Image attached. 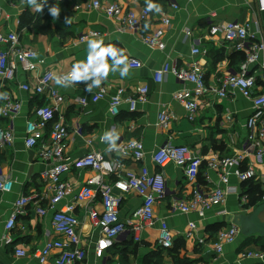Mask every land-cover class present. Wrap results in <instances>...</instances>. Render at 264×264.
Masks as SVG:
<instances>
[{
	"label": "crops",
	"instance_id": "0c3cea01",
	"mask_svg": "<svg viewBox=\"0 0 264 264\" xmlns=\"http://www.w3.org/2000/svg\"><path fill=\"white\" fill-rule=\"evenodd\" d=\"M106 1L117 3L126 11L138 15L146 8L145 0ZM88 2L51 0L43 12L37 13L30 10L23 0H0V7L4 8L7 18L0 26V31L17 32L21 44L37 50L44 61L38 72L27 74L19 70L13 83L0 81V93L11 95L22 103V112L11 124L0 117V129L7 131L11 125L14 136L12 145L0 149V177L13 183L11 192L0 194V264H40L35 258L36 253L45 247L47 241L61 239L53 228L54 213L74 203L79 190L94 175L90 170H73L65 175L64 181L72 187L73 192L55 209L51 208V193L42 179L49 165L41 159L38 149H26L24 144L27 122L34 119L36 108L45 105L49 99L47 95L26 93L19 88L24 83L35 85L36 79L45 70L62 74L69 72L73 64L86 62L87 43L80 41L84 35L98 33L106 45L111 43L124 49L127 56L138 59L143 66L130 68L128 76L124 78L118 72L110 73L100 87L93 88L92 93L85 90L84 83L69 88L55 85L66 98L56 118L62 117L70 131L66 151L69 161L77 160L92 151H101L107 158H112L110 145L102 142L101 136L115 129L119 137L116 145L135 139L142 141L145 146L144 162L126 161V170L140 173L142 165H145L151 171H159L152 160L159 148L167 145L188 146L204 159L198 185L203 191H209L220 185V176L208 169V160L243 152L247 137L246 124L253 110L250 101L238 93L230 94L227 98L208 94L202 98L197 118L191 121L185 108L175 101L174 95L183 90H193V85L181 82L173 75L157 84L153 74L165 62L177 68H185L195 59L204 70L209 86L217 84L229 74H236L245 53L234 51L221 37H211L209 30L212 25L219 23H251L264 39V10H261L264 5L261 0H153L162 6L163 12H149L137 34L120 32L118 19L109 17L101 10H88ZM53 5H58L61 10L59 18L55 20L48 11ZM78 5H82L83 9L77 10ZM164 16L171 19L163 39L166 48H149L143 43L142 37L159 29ZM66 18H71L70 23H66ZM194 48L200 49L197 57L192 54ZM108 63L111 64V60ZM143 86L149 87L147 103L139 104L134 113L124 103L119 116H112L111 98L119 88L125 89L123 97L128 98L135 95L138 87ZM102 88H105L107 94L104 98H98ZM81 100H86V104H82ZM163 108L169 109L176 116L168 131L158 125ZM251 166L264 174V159L257 161L253 155L247 156L242 169ZM160 171L166 176L167 195L156 204V224L143 232L140 243H135L132 235L126 233L118 237L102 257H98L96 246L100 231L91 221L89 213L91 209L102 211L101 200L97 199L90 208L84 203L77 204L75 214L80 220L81 245L87 252L84 264H261L259 260L243 258V254L249 251L264 252V238L258 235L246 238L240 232L234 243L224 247L221 256L215 254L213 243L217 233L229 227L236 215H249L264 202V177L258 181L240 183L232 176L230 186L236 189L229 194L225 205L213 208L205 219H200L196 214H181L172 209L176 199H187L192 192L185 168L170 163ZM107 180L113 182L115 194L122 196L121 218L128 219L141 205L142 198L123 179L111 177ZM35 193L42 199L40 204L31 203L26 207L25 214L18 218L16 228L11 233L13 243L5 244V225L14 203L21 196ZM244 197H247V201ZM38 206L47 211L44 216L37 212ZM191 222L197 224L198 233L193 239H187L183 234ZM163 227L170 229L174 235V248L171 250H165L159 244ZM198 238H205L206 244L200 245ZM16 249L26 250L27 256L17 257ZM47 264H54V258L51 257Z\"/></svg>",
	"mask_w": 264,
	"mask_h": 264
},
{
	"label": "built area",
	"instance_id": "2783aa9c",
	"mask_svg": "<svg viewBox=\"0 0 264 264\" xmlns=\"http://www.w3.org/2000/svg\"><path fill=\"white\" fill-rule=\"evenodd\" d=\"M49 1L51 0H47ZM86 6L88 10H101L109 17L118 19L121 24L120 32L139 33L143 22L149 16V12L145 10L138 15L133 11H126L117 3L106 0H89ZM172 7L177 6L172 5ZM76 9L80 11L83 6L78 5ZM5 19H7L5 10L0 7V26ZM161 24L162 26L153 34L142 37L143 43L149 48L158 50L166 48L163 39L166 28L171 25V19L164 16ZM209 33L211 37H221L234 51L245 53V58L240 63L236 74H229L221 78L217 84L209 86L206 83L205 72L197 59L185 68H177L170 62H165L153 74L157 84L163 83L169 75H173L179 81L193 85V90H183L174 95L175 101L185 108L187 117L191 121L197 118L202 98L208 94L227 98L230 94L238 93L252 103L253 110L246 124L247 137L243 152L208 160V169L220 176V185L216 188L203 191L199 187L198 177L202 171L204 159L197 156L188 146L167 145L159 148L152 156L155 166L160 170L170 163L185 168V175L192 186V192L187 199H176L172 209L181 214H196L200 219H205L213 208L225 205L229 194L236 189L230 186L232 176L240 183L258 181L264 177V174L258 172L255 166L246 170L242 169V163L247 156L253 155L257 161L264 159V39L254 30L251 23H219L212 25ZM92 34L84 35L80 41L86 42L84 37L91 38ZM95 34L99 36L98 33ZM187 34L190 35V32ZM192 54L195 57L199 56L200 49L194 48ZM128 58L130 68H142L143 65L138 59L130 56ZM41 64H44V61L37 50L24 47L17 32L0 31V81L2 83H13L19 70L27 74L38 72ZM54 75L56 73L52 70H45L36 79L35 85L24 83L19 86L22 92L47 95L49 99L45 105L36 108L34 119L27 122L24 144L26 149H38L41 159L49 165V169L42 174V179L51 193V208L55 209L73 192L72 187L64 181L65 175L73 170H90L94 175L79 190L74 203L54 213L53 228L61 239L47 241L45 247L36 253L35 258L40 264H47L51 257L54 258V264H84L87 252L81 245L80 220L75 214L77 204L84 203L90 208L97 199L101 200L102 211L97 212L91 209L89 217L100 231L96 254L102 257L123 234H131L135 243L142 241L143 232L156 224L155 207L167 195L168 186L163 171H151L145 165H142L140 173L126 170V161L143 163L146 159L145 146L140 140L134 139L116 145L111 150L112 158H107L101 151H92L77 160L69 161L66 151L69 146L70 131L62 117L56 118L66 98L55 87ZM124 92V88H119L112 96L110 103L112 116H119L124 103L128 104L129 111L134 113L139 104L148 102V86L138 87L135 95L128 98L123 97ZM106 94L105 88H102L97 96L104 98ZM6 96L7 98L2 99L3 102L0 103V117L11 124L22 112V103L16 101L11 95ZM80 102L86 104L87 101ZM175 119L176 116L172 111L163 108L159 114L158 125L162 130L168 131ZM13 142L11 125L7 131L0 129V149L6 145H12ZM111 177L123 179L131 190L142 198L141 205L126 220H123L120 215L122 196L115 194L113 182L107 180ZM12 189V181L0 177V194L9 193ZM41 200L40 195L35 193L21 196L14 203L5 225V244L13 243L11 233L16 228L18 218L25 214L26 207L31 203L40 204ZM244 200L247 201V197H244ZM37 212L41 216L47 213L41 206H38ZM197 233V224L191 222L183 235L187 239H193ZM239 235L240 228L234 223L219 231L213 243L215 254L221 256L224 253V247L234 243ZM198 243L204 246L205 238H198ZM159 244L165 250L174 248V235L170 229L161 228ZM15 253L19 258L27 256V251L24 249H16ZM243 258L259 260V263L264 264L263 251L246 252Z\"/></svg>",
	"mask_w": 264,
	"mask_h": 264
},
{
	"label": "clouds",
	"instance_id": "9594fccd",
	"mask_svg": "<svg viewBox=\"0 0 264 264\" xmlns=\"http://www.w3.org/2000/svg\"><path fill=\"white\" fill-rule=\"evenodd\" d=\"M25 5L33 12H43L47 0H23ZM264 5V0H261ZM146 12L162 13L161 5L154 3L153 0H145ZM49 14L55 20L59 18L60 8L58 5L50 6ZM71 18H66V23H70ZM147 27V26H145ZM87 43L86 62H77L73 64L71 70L67 73L56 74L53 76V83L56 86L69 88L79 83L86 85V91L92 93L93 88L100 87L107 80L110 73H119L124 78L130 71L129 58L124 49L116 47L114 44H105L104 38L98 37L93 33L91 38L84 37ZM111 60V64L108 61ZM5 93H0V99H6ZM115 129L106 131L102 136V142H108L109 150L116 147L118 139Z\"/></svg>",
	"mask_w": 264,
	"mask_h": 264
},
{
	"label": "water",
	"instance_id": "95a60500",
	"mask_svg": "<svg viewBox=\"0 0 264 264\" xmlns=\"http://www.w3.org/2000/svg\"><path fill=\"white\" fill-rule=\"evenodd\" d=\"M233 223L240 228L242 236L246 238L256 235L264 238V202L249 215H236Z\"/></svg>",
	"mask_w": 264,
	"mask_h": 264
},
{
	"label": "trees",
	"instance_id": "16d2710c",
	"mask_svg": "<svg viewBox=\"0 0 264 264\" xmlns=\"http://www.w3.org/2000/svg\"><path fill=\"white\" fill-rule=\"evenodd\" d=\"M244 60V59H243ZM264 197V196H263ZM264 248V247H263Z\"/></svg>",
	"mask_w": 264,
	"mask_h": 264
}]
</instances>
